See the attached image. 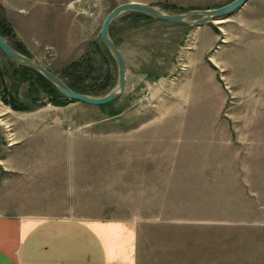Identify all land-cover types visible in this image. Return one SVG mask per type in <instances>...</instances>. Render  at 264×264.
Returning a JSON list of instances; mask_svg holds the SVG:
<instances>
[{
	"label": "rangeland",
	"instance_id": "rangeland-1",
	"mask_svg": "<svg viewBox=\"0 0 264 264\" xmlns=\"http://www.w3.org/2000/svg\"><path fill=\"white\" fill-rule=\"evenodd\" d=\"M127 1L183 13L231 0H26L28 46L12 28L10 41L102 96L117 85V64L100 27ZM126 13L110 26L126 86L105 106L55 97L54 84L0 51L4 96L31 106L0 98V158L51 149L38 167L34 158L29 169L0 167V209L128 219L137 264H264V0L196 26ZM27 113L49 128L25 120L34 130H21Z\"/></svg>",
	"mask_w": 264,
	"mask_h": 264
},
{
	"label": "crops",
	"instance_id": "crops-1",
	"mask_svg": "<svg viewBox=\"0 0 264 264\" xmlns=\"http://www.w3.org/2000/svg\"><path fill=\"white\" fill-rule=\"evenodd\" d=\"M25 1L0 0V20L11 26L27 48ZM25 120L40 121L35 125L36 130L49 128V124L44 123L49 121L45 115L27 113L16 119L20 124ZM25 127L21 130H34L27 124ZM21 149L11 150L9 159L0 158V167L19 169L25 165L24 168L29 169L30 158L38 161L35 165L32 163L37 167L50 162V146L32 145ZM2 185L0 180V189ZM137 233L132 221L120 217L39 216L0 209V264H137Z\"/></svg>",
	"mask_w": 264,
	"mask_h": 264
},
{
	"label": "water",
	"instance_id": "water-1",
	"mask_svg": "<svg viewBox=\"0 0 264 264\" xmlns=\"http://www.w3.org/2000/svg\"><path fill=\"white\" fill-rule=\"evenodd\" d=\"M247 1L248 0H231L219 7L210 9H191L183 13H168L156 6L138 1H127L116 5L105 15L100 27L99 36L117 64V85L114 89L102 96H93L72 90L57 74L50 71L34 56H28L15 50L1 34L0 50L14 63L30 67L39 72L42 76L54 84L66 98L99 106L115 100L124 92L126 86L125 59L108 32L110 23L118 16L126 12L137 11L166 22L196 26L203 22H208L216 18H222L223 16L238 9ZM193 16H197V18L191 20L190 18Z\"/></svg>",
	"mask_w": 264,
	"mask_h": 264
},
{
	"label": "trees",
	"instance_id": "trees-1",
	"mask_svg": "<svg viewBox=\"0 0 264 264\" xmlns=\"http://www.w3.org/2000/svg\"><path fill=\"white\" fill-rule=\"evenodd\" d=\"M127 15L129 16H132L134 19L135 18H150V19H156V18H153L149 15H146V14H143V13H140V12H137V11H130V12H127L126 13ZM113 22V21H112ZM111 22V23H112ZM111 23L109 25V28H108V32H109V35H110V26H111ZM0 34L7 40V42L15 49L17 50L18 52L22 53V54H25V55H28L29 56V53L27 52V50L21 45V44H12L11 43V39H14L15 38V35L11 29V27L9 26V24L7 22H5L4 20H0ZM111 37V36H110ZM113 40V39H112ZM113 42L115 43V41L113 40ZM116 44V43H115ZM75 64H72L71 66H73ZM23 69H31L33 71L32 68H29L27 66H23ZM39 76L40 79L44 80L45 82L47 83H50L44 76H42L39 72H36ZM65 82V81H64ZM66 83V82H65ZM72 90L74 91H77V92H80V93H84V94H89V92L87 91L86 88L82 87V86H79L78 84H71V83H66ZM0 85H3V79H2V72L0 70ZM102 87L98 88V91L101 90ZM4 89V87H3ZM3 89L0 88V98H1V101L8 105L11 109L13 110H19V111H26V110H29L31 108V106H29L28 104L18 100V99H15V98H10V99H7L5 96H4V92H3ZM50 93H53V95L56 97V96H63L61 92H59L58 89H52V92ZM53 103L55 104H60L59 100L58 101H54ZM110 103V102H109ZM108 104V103H107ZM107 104H103V105H99V106H105Z\"/></svg>",
	"mask_w": 264,
	"mask_h": 264
}]
</instances>
